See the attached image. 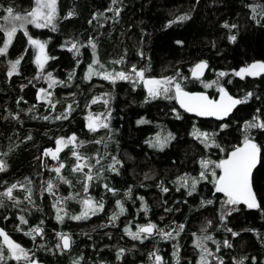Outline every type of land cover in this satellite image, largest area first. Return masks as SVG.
Returning a JSON list of instances; mask_svg holds the SVG:
<instances>
[{
    "label": "trees",
    "instance_id": "obj_1",
    "mask_svg": "<svg viewBox=\"0 0 264 264\" xmlns=\"http://www.w3.org/2000/svg\"><path fill=\"white\" fill-rule=\"evenodd\" d=\"M34 4L0 0V24L7 8L25 15ZM53 24L18 27L0 55V194L17 185L11 199L0 195V229L41 264H202V256L205 264H264V128L245 129L264 122V73L235 75L264 61V0H57ZM29 37L46 45L43 69ZM5 40L0 28V47ZM199 60L208 63L202 78L191 75ZM133 66L211 97L223 88L244 102L223 120L204 118L184 110L171 90L149 96ZM121 71L132 79H104ZM88 111L105 115L108 126L90 130ZM72 136L59 159L45 154ZM245 136L261 149L258 208L229 205L216 191L215 164ZM85 200L97 210L73 219ZM148 223L156 225L151 235H129ZM61 234L70 237L68 250ZM0 247V264H24L1 237Z\"/></svg>",
    "mask_w": 264,
    "mask_h": 264
},
{
    "label": "snow or ice",
    "instance_id": "obj_2",
    "mask_svg": "<svg viewBox=\"0 0 264 264\" xmlns=\"http://www.w3.org/2000/svg\"><path fill=\"white\" fill-rule=\"evenodd\" d=\"M36 7L28 12L25 15H20L18 13H14V9L9 7L6 9L7 16L4 17V24H0V28L3 29L6 40L4 41L3 47H0V55L6 54L9 46L11 45L16 32H17V23H19L20 28H24L25 23L34 24L37 28H45L51 26L53 30L55 29V25L53 24V20L56 18L57 15V0H35ZM116 0H113L115 3ZM116 14H119V10H116ZM72 15V13H69ZM179 20L187 19L185 16H181L178 18ZM227 27V25H225ZM232 27H235L233 25ZM25 34H27L25 32ZM231 40L235 41L236 37H230ZM30 43L35 45L38 50L39 54L36 57V62L43 69L45 63L48 60V57L45 53L46 45L39 40H33L29 37ZM73 48H76V45H72ZM93 49H95V45H92ZM98 62V61H97ZM122 62V61H118ZM20 64V60L17 59L15 62H10V70L8 75L11 76L14 73H17L18 66ZM207 64L206 62H202L197 64L196 67L193 69V75L199 77L203 75V71L206 69ZM132 72L138 76L147 86L149 96L155 98L161 95V92L167 93L169 91V86L172 84V78H165V79H146L145 80V72L144 70H137L135 66L132 68ZM261 73H264V63H254L247 67L241 68L239 71L235 72L236 76L244 77V76H257ZM93 68L89 66V78L93 75ZM99 75L100 73H95ZM220 76L227 75V73H219ZM49 79L51 80V73L48 74ZM104 79L112 80H131L132 76L127 75L124 72H118L115 75L111 73H105ZM54 84L55 81L52 80ZM206 87H211V85H206ZM42 93L45 91L44 89L40 90ZM222 96L220 101L209 100L207 96L203 94H190L185 92L179 83L175 84V93L176 98L179 99L180 104L189 112H196L200 116H217L223 117L228 115L232 109L240 103L244 101L233 99L231 96L227 94V92L221 88L220 89ZM251 95V94H249ZM96 101H93L95 103ZM70 107V106H69ZM47 119V117H45ZM89 123L88 127L92 131H96L99 127H107L106 123L99 122V118H93L89 116ZM252 127H259L264 128V122L261 123H251L245 125V129L252 128ZM207 137V134H202ZM76 137L72 136L70 139L65 141L64 139H60L57 141V147L55 150L48 149L45 153L46 155H51L53 159H59V153L63 150L64 147H67L69 144L75 143ZM163 147V144L160 145ZM260 146L253 142L252 139L245 136L243 146L237 147L234 151L231 152L230 156L227 159L221 160L218 164H215V168H219L222 170V175H220L216 180V191L225 194L227 197L226 203L229 205H237L241 202L247 205L248 208H258L259 204L256 200L255 193L252 188V172L253 169L256 167L257 163L259 162L260 158ZM73 155L77 156V159H80L78 153H73ZM98 162V161H97ZM202 167L205 169L208 168L209 162L208 161H201ZM6 165L2 160H0V171L5 169ZM64 165L61 164L60 167L54 169L56 173L59 174L60 169L63 168ZM82 166L77 164L74 171H82ZM212 175L215 177L216 172L213 170ZM201 177H204V173L201 172ZM62 178V177H61ZM88 180H91L92 177L90 175L87 176ZM67 182V181H65ZM17 185L13 184L9 187L6 193L0 194L7 196L9 199L12 198L13 189L16 188ZM195 188V181L193 183V190ZM49 192L53 190V185L51 182L48 184ZM167 191V189H164ZM85 205V211L81 214V216L73 217V219H81L88 215L89 212L93 214L97 210L91 200L83 201ZM211 203V201H209ZM100 207L102 208L103 205L101 204ZM123 211V208H121ZM22 219V218H21ZM57 219H62L59 215ZM181 226V230H182ZM156 228L154 224H148L147 226H141L138 232H130L129 235L133 236V238H139L140 233H146L151 235L153 230ZM33 231L39 233L41 229L36 228ZM230 231V230H229ZM166 237H170L171 233H164ZM234 235H236L234 233ZM0 236H3L4 243L7 245L8 249L11 253V258H14L17 261L29 259L27 251L22 248L19 244L14 243L2 229H0ZM61 239L63 241V248L67 249L71 246L70 237L61 234ZM207 239H211V237H207ZM227 244V241H225ZM199 247H203L201 244L198 245ZM4 259L3 255V248L0 247V260ZM159 261L160 257H156ZM202 264H205V257H201ZM220 264H223L221 261Z\"/></svg>",
    "mask_w": 264,
    "mask_h": 264
},
{
    "label": "water",
    "instance_id": "obj_3",
    "mask_svg": "<svg viewBox=\"0 0 264 264\" xmlns=\"http://www.w3.org/2000/svg\"><path fill=\"white\" fill-rule=\"evenodd\" d=\"M38 54H39V52H38ZM38 54H37V55H38ZM202 62H206V61H205V60H199V61H197V62L192 66V68H191V75H192L193 77H196V76L193 75V69L196 67L197 64H200V63H202ZM254 63H264V61L257 60V61H254V62L248 64L247 66H249V65H251V64H254ZM206 64H207V67H208V63H207V62H206ZM247 66H244V67H247ZM207 67H206V69H207ZM244 67H241V68H244ZM241 68H239L238 71H239ZM206 69L203 71V75H204ZM203 75H201V76H199V77H196V78H200V77H202ZM182 89H183L185 92L190 93V94H203V95L207 96L209 100L220 101L221 96H222V93H221V92L218 94V96H216V97H211L206 91H202V90H188V89H185V88H182ZM225 91H226L227 94H228L229 96H231L233 99H238V100H239L238 97L232 95V94L229 93L227 90H225ZM175 99H176L177 103H178V104H179L184 110H186V109L180 104L179 99L176 98V93H175ZM237 105H238V104H237ZM237 105H236V106H237ZM236 106H235V107H236ZM235 107L232 109V111H231L228 115L223 116L222 118H221V117H217V116H201V117H204V118H211V119H216V120H223V119L227 118V117L233 112V110L235 109ZM186 111H187V110H186ZM188 112H189V111H188ZM190 113L195 114V115H198L196 112H190ZM198 116H200V115H198ZM242 146H243V144L240 145V146H237V147H242ZM237 147H235L234 149H232V150L226 155V157L223 158V159H227V158L230 156L231 152L234 151ZM223 159H222V160H223ZM259 161H260V158H259ZM258 164H259V162L257 163L256 167L258 166ZM256 167H255V168H256ZM255 168L253 169V172H254ZM253 172H252V188H253V191H254V193H255L256 200H257V202H258L257 194H256V191H255V189H254V185H253ZM220 175H222V170H221ZM220 175H219V176H220ZM148 224H151V223H148ZM148 224H145V225H142V226H147ZM65 235H67V234H65ZM67 236H68V235H67ZM61 244H63L62 239H61ZM67 249H68V248H67Z\"/></svg>",
    "mask_w": 264,
    "mask_h": 264
},
{
    "label": "rangeland",
    "instance_id": "obj_4",
    "mask_svg": "<svg viewBox=\"0 0 264 264\" xmlns=\"http://www.w3.org/2000/svg\"><path fill=\"white\" fill-rule=\"evenodd\" d=\"M35 7H36V2H35V4H34L33 8L31 9V11H32ZM26 24H27V23H25V26H26ZM25 26H24V27H25ZM18 27H19V23H17V28H18ZM38 52H39V50H38V48L36 47V55L38 54ZM144 78H145V80H146V79H165V78H168V77H144ZM139 80H140V78H139ZM143 84H144L145 88L147 89V86L145 85L144 82H143ZM175 84H176V83H174V82L172 81V84L169 86V90L173 91L174 94H175ZM40 90H41V89H40ZM147 91H148V89H147ZM38 96H39V98H41V99H46L47 96H48V91L45 90L43 93H42L41 91H39ZM101 98H102V97H97V98H95L94 100H96V99H101ZM89 116H92L93 118H99V122L106 123V117H105V115H103L102 113H99V112L95 113V112H92V111H88V112H86V115H85L87 124L89 123V119H88ZM23 263H24V264H41V263H38V262H36V261H34V260H31V259H28L27 261L23 260Z\"/></svg>",
    "mask_w": 264,
    "mask_h": 264
},
{
    "label": "flooded vegetation",
    "instance_id": "obj_5",
    "mask_svg": "<svg viewBox=\"0 0 264 264\" xmlns=\"http://www.w3.org/2000/svg\"><path fill=\"white\" fill-rule=\"evenodd\" d=\"M36 56H37V55H36ZM200 78H202V77H200ZM52 150H55V148L52 149ZM230 151H231V150H230ZM230 151H229V152H230ZM229 152H227L226 155H227ZM226 155H225L223 158H225ZM223 158H222V159H223ZM260 158H261V152H260ZM222 159H221V160H222ZM221 160H220V161H221ZM220 161H219V162H220ZM259 163H260V161H259ZM258 165H259V164H258ZM256 168H257V167H256ZM256 168H255V169H256ZM254 171H255V170H254ZM220 173H221V169H220ZM220 173H219V175H220ZM219 175H218V177H219ZM253 175H254V172H253ZM218 177H217V178H218ZM257 198H258V197H257ZM0 237H1V239L4 241L3 236H0ZM12 241H13V240H12ZM13 242H14V241H13ZM14 243H15V242H14ZM62 248H63V246H62ZM63 249H64V250H68L69 248H68V249L63 248Z\"/></svg>",
    "mask_w": 264,
    "mask_h": 264
}]
</instances>
